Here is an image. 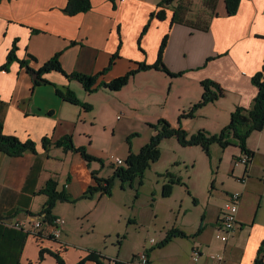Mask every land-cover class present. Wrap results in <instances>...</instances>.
<instances>
[{"label": "crops", "instance_id": "crops-1", "mask_svg": "<svg viewBox=\"0 0 264 264\" xmlns=\"http://www.w3.org/2000/svg\"><path fill=\"white\" fill-rule=\"evenodd\" d=\"M91 1L89 11L76 15L64 12L67 0L2 1L0 65L6 62L16 39L18 57L28 60L29 66L35 69L60 52L62 66L68 73L98 74L118 52L113 66L99 76L100 84L125 74L137 67L138 62L153 64L167 34L164 62L171 71L184 72L178 77L185 80L186 92L194 88L191 95L194 98L189 103H181L170 115L166 111L137 115L147 129L144 134L140 130L139 139L130 142L116 156L122 159L119 166L125 165L130 151L139 152L150 140L155 130L149 124L159 118L169 119L174 126L180 123L192 134L188 130L189 119L179 120V116L200 100L204 79H213L226 90L224 96L206 104L218 109L215 113L213 109L208 110L214 124L205 126L209 131L218 133L228 125L237 106H251L258 93L252 76L264 65V0H241L234 15L228 14L226 0H217L216 15L211 18L207 31L173 23L171 10L166 11L165 19L152 15L160 9L158 5L162 0H116L115 5L112 0ZM195 5H201V0H195ZM146 25L148 29L143 33ZM30 54L36 60H32ZM164 75L170 76L155 68L142 70L118 91L99 86L89 92L79 81L57 71L43 75L49 83L35 85L31 72L18 61H14L9 70L0 71V121L4 132L22 140L33 139L38 144L36 153L27 152L22 156L0 151V264H62L54 254H59L63 264H77L90 253L102 261L116 259L136 264V255L143 251L147 252L150 264L256 263L264 242V129L247 138V147L254 151V156L248 165L236 162L243 164L240 172L246 179L237 176L236 182L227 187L223 185V197L217 204L215 216L206 224L201 223L199 229H181L187 236H175L165 244L160 242L154 253L155 238H151L154 241H151L150 251L141 243L124 248L129 224L143 226V218L139 221L124 217L115 227L106 220L104 229L96 231V220L89 214L100 209L103 198L112 197L113 191L108 196L96 193L76 202L58 201L51 212L52 221L34 228V222L42 219L37 214L47 201V196L39 190L49 178H56L60 189L78 198L95 183L93 172L98 177L108 178L117 167L113 156L101 163L88 162L81 154L66 152L60 147L51 146L47 151L42 139L49 137L55 141L71 134L77 146H85L90 154L101 157L102 154L92 148L93 140L105 131L115 130L117 125L125 126L127 117L136 116L134 110L139 99L148 100L150 108L169 103ZM161 78L164 82L157 85ZM58 87L71 88L81 101L91 104V108L64 100L57 94ZM157 95L162 101L156 100ZM198 110L203 113L202 107ZM121 115L126 118L122 119ZM227 139L238 144L232 134ZM116 179L120 180L115 178L114 183ZM167 182L168 178L162 189ZM124 185L122 183V187ZM233 192L241 194L238 224L229 238L223 240L217 237L221 228L219 217ZM57 218L63 219L64 224L59 235L54 236ZM17 219L25 221L24 229L12 226ZM41 250L44 251L42 257ZM195 251L199 255L197 260L193 258ZM262 259L264 261V248ZM84 264L98 263L92 258L86 259Z\"/></svg>", "mask_w": 264, "mask_h": 264}, {"label": "trees", "instance_id": "trees-1", "mask_svg": "<svg viewBox=\"0 0 264 264\" xmlns=\"http://www.w3.org/2000/svg\"><path fill=\"white\" fill-rule=\"evenodd\" d=\"M4 0H0V3ZM174 0H162L158 7L160 9L152 15H156L159 19L166 18V11L171 10L173 13L172 22L181 23L191 26L194 29L207 31L210 28L211 18L216 15L217 0H201V8H195V0H179L177 3H173ZM115 5L116 0H112ZM241 0H226V7L229 15L237 13ZM92 8L91 0H67V4L64 7V12L68 15H76L82 12H87ZM190 17H194L193 19ZM148 29V25L144 27L143 33ZM18 39H16L7 55V60L4 64L0 65V71L9 70L10 65L14 61H18L21 66H26L31 72L34 84L39 85L41 83H49L47 79L43 78V75L50 71H57L68 78L78 80L84 88L93 92L96 91L99 86H103L111 91H118L122 89L130 79L136 75L139 71L148 69H159L167 72L169 75L178 77L184 72L171 71L164 62V51L168 43V35L166 34L160 45L157 60L153 64H149L145 61L138 62L137 67L130 69L123 75L117 76L110 81H103L98 84V78L101 73L108 70L119 57V53L113 54L108 67L98 74H87L79 71L68 73L62 66L60 59L61 53H55L50 59L45 61L39 68L35 69L29 66V61L26 59H20L17 55ZM32 60H36V57L30 54ZM253 84L258 88V93L254 97L250 107L237 106L231 113V120L219 133H211L208 130L200 129L197 133L189 134L186 129L181 125L174 126L166 118H159L155 123L149 125L155 130V133L151 136L150 140L142 146L139 152L130 151L128 154L125 165L117 166L114 170V174L108 178H101L93 172L95 183L90 185L88 189L78 198H73L66 189L59 188V182L56 178H49L44 186L39 190V193L47 196L42 210L37 215L42 217L43 223L51 222L53 215L52 210L58 201L76 202L83 198H91L96 193L103 195H111L115 178H119L122 183L134 182L138 180L139 184L143 183L146 170L152 165L153 162L159 159L161 154V142L173 136H176L178 141L184 146H192L194 144H202L206 150H209L210 145L213 142H219L225 147L229 140L228 136L231 134L237 139L238 145L241 151L250 157V161L254 156V151L247 147V138L255 131H262L264 129V65L261 70L256 72L252 76ZM203 86V93L200 100L193 104L188 111H183L179 120L185 117H193L195 112L204 105L217 100L225 95L226 90L213 79H204L201 82ZM57 94L64 100L83 106L85 109H90L91 105L82 102L78 95L69 87L57 88ZM136 134V133H135ZM43 147L48 151L51 146L63 148L64 151H71L79 153L88 162L93 160H99L96 156L91 155L85 146H77L74 143L73 136L66 134L62 138L52 141L49 137L42 139ZM0 151L10 156H22L27 152L36 153L38 151V144L33 139L22 140L18 136L13 134H6L3 129V123L0 121ZM102 161V160H100ZM249 161V163H250ZM248 163V164H249ZM247 164V165H248ZM164 176L168 178V182L164 184L163 194L168 196L171 193L175 184L181 183V178L175 176L170 171H167ZM175 236H187V234L178 228H172L167 233V237L161 244H165L171 238ZM264 248V242L259 251V256L256 259L255 264H264L262 259V252ZM43 250H41V257L43 256ZM60 263H64V260L59 254H54ZM95 259L98 264H105V261L99 259L94 253H90L87 258L82 259L77 264H84L86 259ZM110 260V259H107ZM114 264H129L127 262L113 261ZM147 264H150L148 262Z\"/></svg>", "mask_w": 264, "mask_h": 264}, {"label": "rangeland", "instance_id": "rangeland-1", "mask_svg": "<svg viewBox=\"0 0 264 264\" xmlns=\"http://www.w3.org/2000/svg\"><path fill=\"white\" fill-rule=\"evenodd\" d=\"M201 6L195 5V8L200 9ZM165 73L169 75L167 72ZM165 78L164 86L166 95H170L169 103L150 108L151 106H147L148 100L139 99L136 103L137 110H134L135 117L126 118L125 115H121L122 119L126 118L125 126L117 125L115 130H111L113 129L111 128L109 133L105 131L104 135L93 140L92 148L102 154L101 157L93 155L99 159L93 161L101 162L100 160L106 161L108 158L110 160L112 156L115 160L116 156L120 155L130 142L135 143L139 139L138 132L145 133L147 128L144 122L138 120L137 115H154L156 112L162 114L165 111L170 115L175 113L176 107L181 103H189L194 98L191 96L194 88L191 87L190 92H186L187 84L183 78L171 77V75L165 76ZM162 82H164L163 78L157 85ZM149 93L151 94V92ZM156 100L162 101L161 96L157 95ZM127 101L125 103L129 106ZM154 104L156 103L154 102ZM190 107H187L185 111H188ZM204 107L205 105L202 107L204 115L198 110L199 112L196 111L193 117H185L189 119L188 130L190 133H197L200 129L209 131L205 126H214L213 118H210L208 110L213 109L212 113H215L218 109L214 108L212 104ZM119 116L117 114L116 119ZM167 120L169 121V119ZM179 125L181 124L179 123ZM160 147V157L146 170L141 185L138 184V180H135L133 184L127 182L122 187L121 181L116 179L112 190L113 196L103 198L104 201L100 203L101 208L89 214L96 220V223L94 222L96 231L104 229L106 220H108V224L112 223V226L115 227L122 223L124 217L130 216L132 220L135 218L139 221L140 218H143L145 222L143 226H140L138 222L137 225L129 224L124 248H132L141 243L142 247L145 245L150 251V246L153 245L151 238H155L156 245L152 250L154 253L157 250V245L165 240L168 231L172 228L186 231L192 228L193 230L199 229L201 223H205L215 216L217 204L223 197V188L233 181L236 182L237 176H240V179L241 177L243 180L246 179V175L242 176L243 173L240 172V169L244 167L243 164H236V162H240V158L245 153L241 151L235 141H229L225 147L219 142H213L209 150H206L200 143L184 146L173 136L164 139ZM168 170L181 177V184L175 186L171 193L165 197L162 194V187L166 181L164 174Z\"/></svg>", "mask_w": 264, "mask_h": 264}, {"label": "built area", "instance_id": "built-area-1", "mask_svg": "<svg viewBox=\"0 0 264 264\" xmlns=\"http://www.w3.org/2000/svg\"><path fill=\"white\" fill-rule=\"evenodd\" d=\"M241 163L247 165L250 161V157L247 154H244L240 160ZM122 163V159L116 158L114 160V165L119 166ZM241 198L240 192H233L230 196V198L225 202L221 213H220V233H218L217 237L227 240L229 238V235L232 231H234L238 224V211H239V201ZM55 228L52 232L54 236L59 235L61 231V225L64 224V220L61 218H57L55 221ZM44 225L43 221L41 219H38L34 222V228L39 229ZM13 227L24 229L25 228V221L23 219H17L16 222L12 224ZM152 242L154 239L151 240ZM199 257L198 251H195V254L193 256L194 260H197ZM114 260L116 259H110L105 261V264H114ZM136 264H147L149 262V257L146 251L140 252L138 255H136ZM118 261V260H116ZM132 264V263H129Z\"/></svg>", "mask_w": 264, "mask_h": 264}]
</instances>
